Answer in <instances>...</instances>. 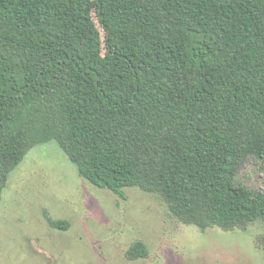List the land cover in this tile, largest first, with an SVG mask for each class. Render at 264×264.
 <instances>
[{
    "label": "trees",
    "instance_id": "trees-1",
    "mask_svg": "<svg viewBox=\"0 0 264 264\" xmlns=\"http://www.w3.org/2000/svg\"><path fill=\"white\" fill-rule=\"evenodd\" d=\"M53 139L93 185L154 193L202 231L264 221L237 179L264 159V0H0V202Z\"/></svg>",
    "mask_w": 264,
    "mask_h": 264
},
{
    "label": "rangeland",
    "instance_id": "rangeland-1",
    "mask_svg": "<svg viewBox=\"0 0 264 264\" xmlns=\"http://www.w3.org/2000/svg\"><path fill=\"white\" fill-rule=\"evenodd\" d=\"M237 179L264 191V159L249 156ZM124 195L80 176L56 140L36 144L3 191L0 264H264L262 220L202 231L170 216L154 193L125 187ZM46 212L69 228L50 226ZM136 239L149 255L131 260L126 250Z\"/></svg>",
    "mask_w": 264,
    "mask_h": 264
}]
</instances>
